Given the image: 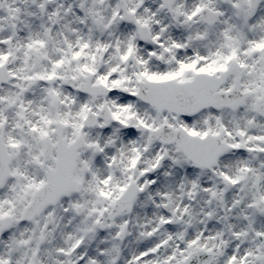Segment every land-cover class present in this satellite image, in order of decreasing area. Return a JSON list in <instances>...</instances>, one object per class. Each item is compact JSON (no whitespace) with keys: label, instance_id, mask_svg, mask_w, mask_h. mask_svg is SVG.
<instances>
[{"label":"snow or ice","instance_id":"6c2138e0","mask_svg":"<svg viewBox=\"0 0 264 264\" xmlns=\"http://www.w3.org/2000/svg\"><path fill=\"white\" fill-rule=\"evenodd\" d=\"M0 264H264V0H0Z\"/></svg>","mask_w":264,"mask_h":264}]
</instances>
